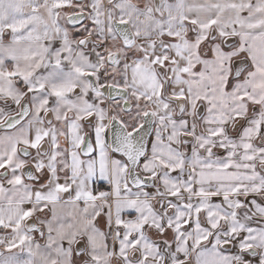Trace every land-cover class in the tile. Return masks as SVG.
Segmentation results:
<instances>
[{
    "label": "snow or ice",
    "instance_id": "obj_1",
    "mask_svg": "<svg viewBox=\"0 0 264 264\" xmlns=\"http://www.w3.org/2000/svg\"><path fill=\"white\" fill-rule=\"evenodd\" d=\"M0 264H264V0H0Z\"/></svg>",
    "mask_w": 264,
    "mask_h": 264
}]
</instances>
